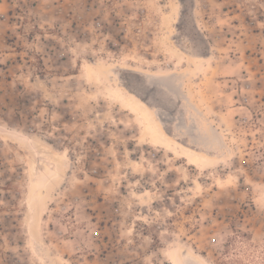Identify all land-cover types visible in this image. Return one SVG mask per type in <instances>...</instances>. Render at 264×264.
Wrapping results in <instances>:
<instances>
[{"label": "rangeland", "instance_id": "374dc122", "mask_svg": "<svg viewBox=\"0 0 264 264\" xmlns=\"http://www.w3.org/2000/svg\"><path fill=\"white\" fill-rule=\"evenodd\" d=\"M190 251L264 264V0H0V264Z\"/></svg>", "mask_w": 264, "mask_h": 264}, {"label": "bare ground", "instance_id": "6f19581e", "mask_svg": "<svg viewBox=\"0 0 264 264\" xmlns=\"http://www.w3.org/2000/svg\"><path fill=\"white\" fill-rule=\"evenodd\" d=\"M87 70L93 75H98V70L92 66H88ZM115 93L127 99L128 103L133 107V109L142 116V118L146 121L148 130L152 132L153 137L157 141H161L163 144H168L170 142L169 138H167L166 133L164 132L165 128L163 123L158 117V112L155 109L151 111V109L148 108L149 106L146 107L145 102H142L140 99H138V97L135 96L133 92H131L124 84H121V86L117 87L115 89ZM188 157L192 159L195 156L189 153ZM172 261L174 264H207L199 255L192 251L182 254L175 253L172 256Z\"/></svg>", "mask_w": 264, "mask_h": 264}]
</instances>
